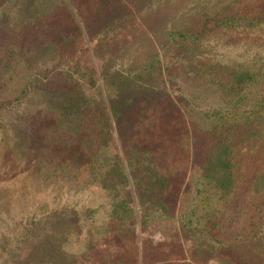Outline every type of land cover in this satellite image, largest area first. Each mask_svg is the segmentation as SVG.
Instances as JSON below:
<instances>
[{
  "label": "rangeland",
  "instance_id": "rangeland-1",
  "mask_svg": "<svg viewBox=\"0 0 264 264\" xmlns=\"http://www.w3.org/2000/svg\"><path fill=\"white\" fill-rule=\"evenodd\" d=\"M34 1L0 0V56L8 50L6 42L19 44L17 37L28 34L23 28L36 23L30 10ZM76 1L89 19L85 42L62 17L55 23L63 38L54 40L53 49L34 54L31 66L0 67V264H219L221 237L208 233L200 209L195 226H185L183 208L192 209L197 200L190 176H184V159H168L184 148L182 122L189 112L213 115L215 109L231 107L228 99H236L226 98L199 72L203 67L223 63L257 71V82L237 96L243 101L237 117L264 116V22L214 32L198 42L169 41L167 33L193 29L206 13L258 15L264 0H137L134 6L122 0ZM89 70L100 78L93 86L86 84V93L97 88L107 93L108 88L111 99L123 103L114 148L124 157L146 151L150 164L170 171L165 216L149 219L144 230L132 232L123 225L110 241L111 196L92 184L88 174L63 177L53 172L56 161L48 173L33 170L44 140H56L41 130L53 126L47 111L58 98L30 89L32 76L64 71L83 76ZM148 108L154 118L145 113ZM146 184L151 187L154 181ZM147 197L154 199L149 192ZM228 213L224 236L241 233L249 263L264 264V245L257 243L264 236V195L245 191ZM89 233L104 237L103 243H92ZM237 262L242 264L239 258Z\"/></svg>",
  "mask_w": 264,
  "mask_h": 264
},
{
  "label": "trees",
  "instance_id": "trees-1",
  "mask_svg": "<svg viewBox=\"0 0 264 264\" xmlns=\"http://www.w3.org/2000/svg\"><path fill=\"white\" fill-rule=\"evenodd\" d=\"M33 3L30 10L37 21L23 28L22 32L28 34L17 37L19 44L6 42L8 50L5 49L7 51L0 56L2 69H10L13 64L31 66L34 54L53 49L54 40L57 41L59 35L63 38L61 26L55 23L62 17L67 18L70 28L76 29L78 38L86 41L89 19L76 0H35ZM122 3L134 6L137 0H122ZM262 6L255 16L206 13L193 29H173L167 33V38L173 42H198L214 32L260 27L264 22V4ZM199 72L225 93L226 98L236 99H228L231 107L215 109L213 115L197 117L192 110L188 113V120L182 122L184 148L171 152L168 160L178 163L184 159V176H190L188 185L194 189L197 200L192 209L183 208L182 217L187 220L185 226H195L193 218L199 215V209L202 211L206 226L210 228L208 233L221 237L219 264H238L237 258L242 264H251L243 246L246 239L242 240L241 233L228 239L224 236V228L230 205L245 191L254 196L264 195V116L261 112L257 115L252 112L240 120L237 117L243 103L237 96L241 97L248 86L257 82L258 73L249 67L223 63L203 67ZM86 78L89 82L85 81ZM99 78L95 70H89L83 76L68 71L32 76L29 84L33 88L30 89L52 93L58 98L47 111L54 119L53 126L41 130L56 140L54 144L44 140L33 170L48 173L52 171L49 166L56 161L53 172L63 177L77 179L88 174L92 184L111 196L106 222L110 241L124 226L132 232L139 227L144 230L149 219L165 216L164 200L168 196L170 171L167 166L157 168L154 163L150 164L146 151L124 157L114 148L115 124L121 116L123 103L112 100L108 88L107 93L99 88L96 94L86 93V84L93 86ZM145 113L154 118L151 108ZM72 151L76 152L81 163L73 161L76 158ZM151 179L154 184L148 187L146 182ZM146 191L154 196L152 201ZM184 192L189 194L186 188ZM88 237L92 243L96 240L103 243L104 237L99 239L96 233H89ZM257 243L264 245V236L258 237Z\"/></svg>",
  "mask_w": 264,
  "mask_h": 264
}]
</instances>
